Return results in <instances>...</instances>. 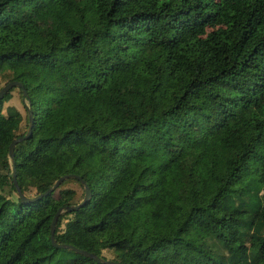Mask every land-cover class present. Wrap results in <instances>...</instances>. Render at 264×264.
Masks as SVG:
<instances>
[{
  "label": "trees",
  "instance_id": "1",
  "mask_svg": "<svg viewBox=\"0 0 264 264\" xmlns=\"http://www.w3.org/2000/svg\"><path fill=\"white\" fill-rule=\"evenodd\" d=\"M263 7L0 0V264H264Z\"/></svg>",
  "mask_w": 264,
  "mask_h": 264
},
{
  "label": "water",
  "instance_id": "2",
  "mask_svg": "<svg viewBox=\"0 0 264 264\" xmlns=\"http://www.w3.org/2000/svg\"><path fill=\"white\" fill-rule=\"evenodd\" d=\"M14 86L16 87H20L23 90V94L26 95V90L23 88V83L19 80H9L7 82H5L1 87H0V99L3 97V95L8 92L11 88H13ZM32 125H33V115H32V110L29 109L28 110V125L26 128V131L24 134L16 136L14 138H12V140L9 143L8 146V153H9V158L11 161V170H12V178H13V182L17 187V192L18 195L20 196V198L22 200H29V199H34L37 198L39 196H41L42 194H47L48 192L52 191L54 188H56L65 178L68 177H75L81 180V182L83 183L84 186V195L83 197L77 202V203H73V204H68L65 206H59L51 220L50 223V239L52 241L53 244L58 245V246H62V247H69L72 248L74 250H76L77 252L80 253H84L86 255L89 256H95L91 251L84 249L82 247L76 246L73 243H65V242H56L55 239V223L57 221L58 216L60 215L61 212L63 211H71V210H75L77 208H79L80 206H82L87 200H89V198L91 197V191L88 187V185L85 183V181L81 178V176H79L78 174L75 173H65L60 175L54 182L53 184L48 187L44 192L37 194L36 196L33 197H28L22 190L21 188L18 186L17 180H16V175H15V165H14V146L17 142L27 138L30 136L31 131H32ZM103 262L105 263H109V264H123L121 261L119 260H115L113 258H102Z\"/></svg>",
  "mask_w": 264,
  "mask_h": 264
},
{
  "label": "rangeland",
  "instance_id": "3",
  "mask_svg": "<svg viewBox=\"0 0 264 264\" xmlns=\"http://www.w3.org/2000/svg\"><path fill=\"white\" fill-rule=\"evenodd\" d=\"M262 19H263L262 25H264V7L262 10ZM4 83H5V81L1 79L0 80V87ZM24 103H27V100L26 99L22 100V98L20 97V93H19L18 88H14L12 90V97L8 101L4 102L3 109H2L5 112V108L8 104L15 105L22 112V115H23L22 128L25 127V123H26V120H25L26 110L24 107ZM102 253H103V255H105L106 257H109V258L112 256V254L107 249H103Z\"/></svg>",
  "mask_w": 264,
  "mask_h": 264
}]
</instances>
